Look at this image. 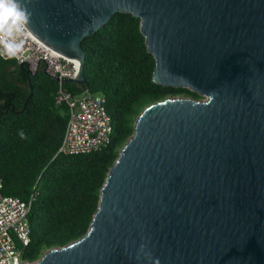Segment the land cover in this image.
<instances>
[{
    "label": "water",
    "instance_id": "1",
    "mask_svg": "<svg viewBox=\"0 0 264 264\" xmlns=\"http://www.w3.org/2000/svg\"><path fill=\"white\" fill-rule=\"evenodd\" d=\"M79 62L116 12L140 19L152 80L202 97L147 105L87 232L23 264H264V0H25Z\"/></svg>",
    "mask_w": 264,
    "mask_h": 264
},
{
    "label": "trees",
    "instance_id": "2",
    "mask_svg": "<svg viewBox=\"0 0 264 264\" xmlns=\"http://www.w3.org/2000/svg\"><path fill=\"white\" fill-rule=\"evenodd\" d=\"M81 46L87 87L104 97L112 131L106 146L80 154L55 155L67 122L64 107L56 104V79L42 68L31 73L25 64L0 56L2 193L22 200L34 195L26 261L87 232L108 171L147 105L168 95L201 97L152 80L155 60L147 51L140 19L131 13H114ZM65 85L73 93L83 89L71 80Z\"/></svg>",
    "mask_w": 264,
    "mask_h": 264
},
{
    "label": "built area",
    "instance_id": "3",
    "mask_svg": "<svg viewBox=\"0 0 264 264\" xmlns=\"http://www.w3.org/2000/svg\"><path fill=\"white\" fill-rule=\"evenodd\" d=\"M23 42L16 57L19 64H25L31 73L38 68L57 81L56 104L63 106L67 113L66 128L62 141L55 153L63 155L88 153L106 146L112 131L110 119L101 94L91 93L87 86L75 81L79 77V62L67 57L40 39L28 27L14 37ZM0 52L3 46L0 45ZM8 58L7 55H0ZM67 80L82 86L73 93L65 85ZM0 178V264H23V252L30 242L28 214L34 195L27 200L4 195Z\"/></svg>",
    "mask_w": 264,
    "mask_h": 264
},
{
    "label": "clouds",
    "instance_id": "4",
    "mask_svg": "<svg viewBox=\"0 0 264 264\" xmlns=\"http://www.w3.org/2000/svg\"><path fill=\"white\" fill-rule=\"evenodd\" d=\"M31 22V13L27 8L25 0H0V45L9 59L20 53L23 42H15L14 37L21 34L23 28ZM24 138V133L19 132Z\"/></svg>",
    "mask_w": 264,
    "mask_h": 264
},
{
    "label": "rangeland",
    "instance_id": "5",
    "mask_svg": "<svg viewBox=\"0 0 264 264\" xmlns=\"http://www.w3.org/2000/svg\"><path fill=\"white\" fill-rule=\"evenodd\" d=\"M202 97V96H201Z\"/></svg>",
    "mask_w": 264,
    "mask_h": 264
}]
</instances>
